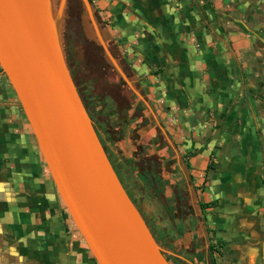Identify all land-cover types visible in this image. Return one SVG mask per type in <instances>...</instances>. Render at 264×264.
I'll use <instances>...</instances> for the list:
<instances>
[{
  "label": "rangeland",
  "instance_id": "obj_1",
  "mask_svg": "<svg viewBox=\"0 0 264 264\" xmlns=\"http://www.w3.org/2000/svg\"><path fill=\"white\" fill-rule=\"evenodd\" d=\"M90 3L105 44L150 108L126 91L79 0H65L57 29L61 46L74 53L70 63H77L76 79L100 98H113L110 108L103 100L98 108L111 112L112 122L113 111L120 112L123 124L128 122L122 139H103L114 161L118 164L115 156H129L141 169L149 156H162L164 145L171 168L176 161L185 170L183 161L207 159L200 187L209 196H219L209 203L242 192L244 204L259 208L255 214L262 219L264 240V0ZM51 5L55 10L58 0ZM157 125L165 135H157ZM112 131V136L121 135ZM147 131L156 143L150 150L143 144L146 149L139 152ZM120 177L130 188L122 170ZM136 205L146 220V212L158 213L153 202ZM0 241L6 258L15 264H96L53 187L1 71Z\"/></svg>",
  "mask_w": 264,
  "mask_h": 264
},
{
  "label": "water",
  "instance_id": "obj_2",
  "mask_svg": "<svg viewBox=\"0 0 264 264\" xmlns=\"http://www.w3.org/2000/svg\"><path fill=\"white\" fill-rule=\"evenodd\" d=\"M111 66L145 104L79 0ZM51 0H0V71L53 187L96 264H170L120 183L66 65ZM161 132L165 135L161 126Z\"/></svg>",
  "mask_w": 264,
  "mask_h": 264
},
{
  "label": "crops",
  "instance_id": "obj_3",
  "mask_svg": "<svg viewBox=\"0 0 264 264\" xmlns=\"http://www.w3.org/2000/svg\"><path fill=\"white\" fill-rule=\"evenodd\" d=\"M141 140L143 144L148 143L145 138ZM148 145L150 150L152 144ZM115 158L118 162L122 160ZM169 161L160 160V169L164 170L159 172V177L168 184L156 197L145 190L132 189V174L130 177L127 170L120 168L129 181L131 193L141 204H157L158 213L148 211L145 215L160 233L161 247L166 248L175 264H211L210 256L214 264H264V241L259 228L262 219L255 214L259 208L242 202L240 191L243 189H236L240 193H229V198L218 199L215 204L201 206L219 197L209 196L200 187L207 159H190L188 170L176 161L180 172L175 170V165L171 168Z\"/></svg>",
  "mask_w": 264,
  "mask_h": 264
},
{
  "label": "trees",
  "instance_id": "obj_4",
  "mask_svg": "<svg viewBox=\"0 0 264 264\" xmlns=\"http://www.w3.org/2000/svg\"><path fill=\"white\" fill-rule=\"evenodd\" d=\"M89 2H90V0H89ZM62 50H63L64 59H65L66 65L69 69L70 75L72 76V78L74 77V83L76 85L78 94L80 95V98L83 102V105H84L89 117L92 120L93 127L96 131V134H97L100 142L102 144H104L103 139H105L109 143L114 142L118 139H122L124 136L128 122H124V124H123L122 122L121 123L118 122V119H113V122H112V120H110V116H112L111 112L103 113L102 110L98 109L99 105H100L99 101H102V100L104 101V104L106 105V107L110 108V106L112 105L111 101L113 98L111 96H107L105 98L103 96V98H100L99 96H101V95H98L96 93L91 92V89L89 88V86L85 82H83V80L76 79L75 72H76V68H78L77 63L74 62L73 66L70 63V56L71 55L73 56L74 53H72V50L69 47H66L65 45H62ZM112 55L114 57H116V55L113 52H112ZM120 66H121V64H120ZM121 68L124 70L123 66H121ZM71 69H72V71H71ZM126 91L130 92V90L127 88H126ZM131 95L133 96V94H131ZM113 112H114V114L116 113V111H113ZM119 115H121V114H119ZM106 116H107V118H106ZM115 127H116V129H115ZM113 129L115 131L119 130L121 132V135L117 136L114 134L112 136L111 133L113 132L112 131ZM130 163H131V159H129V158H125V159L121 160L120 162H118L120 167L127 170V172H129L130 177H131V174H132V172H134V170H133V168H129ZM186 166L189 167L188 162H186ZM134 173H135L134 177L133 176L131 177V183L133 186L132 189H136V190H140V191L145 190L148 194H150V196H153V197L161 195L163 187L168 184L167 180L161 179L157 174H155L152 171L147 172L145 170H143V171L140 170V172H138V173L134 172ZM131 196H133V197H129V195H128V197L131 199L132 203L138 209L136 203L140 204V201L138 199H136L133 194ZM208 204H210V203L206 202V203L201 204V206H205ZM138 211H139V209H138ZM142 218L144 219L145 217H142ZM144 221H145V224L147 225L149 231L151 232L153 238L156 240V242L160 246H162L163 245L162 237L160 236V233L158 232V230H156V228H154L151 223H149V224L147 223L148 218H147V220L144 219ZM208 248H209V250H211L212 245H209ZM209 261L211 264H214V259L211 256L209 257Z\"/></svg>",
  "mask_w": 264,
  "mask_h": 264
},
{
  "label": "flooded vegetation",
  "instance_id": "obj_5",
  "mask_svg": "<svg viewBox=\"0 0 264 264\" xmlns=\"http://www.w3.org/2000/svg\"><path fill=\"white\" fill-rule=\"evenodd\" d=\"M71 71H72V69H71ZM72 77V76H71ZM73 79V81H74V77L72 78ZM130 90V89H129ZM131 94H133V95H135L133 92L131 93ZM120 113L118 112V111H116V113H115V119H119L118 120V122H122V120L120 119V118H122L123 116L122 115H119ZM158 127H159V125H157ZM159 130H160V128H159ZM157 135H164L162 132H161V130H160V132L159 131H157ZM143 138H145L146 140H147V144H155L156 142H155V139H154V136H153V133H150V132H145V134H144V136H143ZM101 139V138H100ZM141 144H139V146H138V151L139 152H143L144 151V146H143V142H142V140H141V142H140ZM102 144V143H101ZM157 145H159V143L157 144ZM102 146H103V148H104V151H105V153H106V155H107V157H108V159H109V161H110V163H111V165H112V167H113V169H114V171H115V173H116V175H117V177L119 178V180H120V183H121V185L123 186V188H124V190L126 191V193L129 195V197H132L131 196V191H130V189L125 185V183H124V181L122 180V178L120 177V172H121V168H120V165L119 164H117V162H115L114 161V159H113V157L109 154V152L107 151V149H106V147H105V145L104 144H102ZM166 148H167V146L166 145H164V149L160 152V153H162L161 155V157L160 156H153V157H149V159L147 160V161H145L144 162V160H143V164L141 165V169H138L137 168V166L136 165H134L133 166V163H135L136 164V162H137V160H134V159H131V158H129V159H131V163H132V168H133V170H134V172H140V170L141 171H143V170H145V171H147V172H149V171H152V172H154L155 174H157L158 176H159V169L161 168V164H160V160H162V159H164L165 158V160L166 159H169V158H166L167 157V155H164V151L166 150ZM169 148V147H168ZM171 157H173L172 156V154L170 155ZM169 156V157H170ZM155 157V158H154ZM173 162V161H172ZM186 162L187 161H183V163H184V167H185V169H187L188 170V167L186 166ZM131 163H130V165H131ZM129 165V166H130ZM135 168V169H134ZM175 170L177 171V172H180V170H179V167H178V165L177 164H175ZM140 211V210H139ZM140 213H141V215H142V217H144L143 216V214H142V212L140 211ZM145 219V218H144ZM261 232L263 233V230H261ZM263 234H262V236L260 237L262 240H263ZM264 241V240H263ZM2 245L3 244H1V241H0V264H15V262H14V259L13 258H6V254H5V252H3L2 251ZM163 255H164V257L169 261V263L170 264H172L171 263V261L169 260V257L167 256V254L165 253V251L163 250Z\"/></svg>",
  "mask_w": 264,
  "mask_h": 264
}]
</instances>
